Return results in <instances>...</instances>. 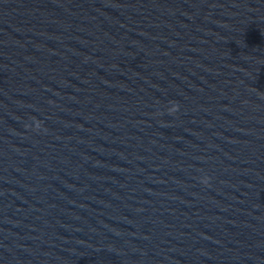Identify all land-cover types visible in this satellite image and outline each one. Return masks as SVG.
Wrapping results in <instances>:
<instances>
[{"label":"water","instance_id":"obj_1","mask_svg":"<svg viewBox=\"0 0 264 264\" xmlns=\"http://www.w3.org/2000/svg\"><path fill=\"white\" fill-rule=\"evenodd\" d=\"M0 264H264V0H0Z\"/></svg>","mask_w":264,"mask_h":264},{"label":"clouds","instance_id":"obj_2","mask_svg":"<svg viewBox=\"0 0 264 264\" xmlns=\"http://www.w3.org/2000/svg\"><path fill=\"white\" fill-rule=\"evenodd\" d=\"M177 111H178V106L173 102V103H171V106L167 109V114L168 115H174ZM26 128H27V126H26ZM40 128H41L40 122H34L32 130L38 131V130H40ZM209 179H210L209 177L205 176L201 179L200 182L203 185L207 186L209 184Z\"/></svg>","mask_w":264,"mask_h":264}]
</instances>
